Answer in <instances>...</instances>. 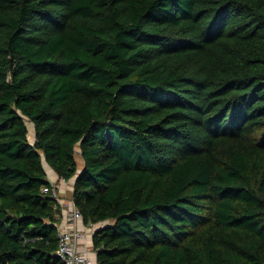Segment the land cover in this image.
I'll use <instances>...</instances> for the list:
<instances>
[{"label": "trees", "instance_id": "1", "mask_svg": "<svg viewBox=\"0 0 264 264\" xmlns=\"http://www.w3.org/2000/svg\"><path fill=\"white\" fill-rule=\"evenodd\" d=\"M43 160L98 264H264V0H0V264H63Z\"/></svg>", "mask_w": 264, "mask_h": 264}, {"label": "built area", "instance_id": "2", "mask_svg": "<svg viewBox=\"0 0 264 264\" xmlns=\"http://www.w3.org/2000/svg\"><path fill=\"white\" fill-rule=\"evenodd\" d=\"M43 193L49 194L58 202L61 209L58 229L57 257L63 264H98L96 252L88 249L84 242L85 226L82 213L77 209L72 198H67L62 189L55 183L43 187ZM87 226V225H86ZM96 225L87 226L95 231Z\"/></svg>", "mask_w": 264, "mask_h": 264}, {"label": "crops", "instance_id": "3", "mask_svg": "<svg viewBox=\"0 0 264 264\" xmlns=\"http://www.w3.org/2000/svg\"><path fill=\"white\" fill-rule=\"evenodd\" d=\"M47 177H48V180L51 182V183H56V181H59L58 180V176L55 174V172L53 170H49L47 172ZM74 182H75V179L72 181L71 185H70V182H66L64 180H60L58 182V185L60 186V188L62 189V192H66V188L69 187L71 188V191L73 192V187H74ZM72 197V193H71V196L70 198ZM68 198V197H67ZM85 226V238H84V242L87 243V246H88V249L91 248V251L93 249V242H92V238H93V231H89L86 224L84 223L83 224ZM97 227V226H95Z\"/></svg>", "mask_w": 264, "mask_h": 264}, {"label": "rangeland", "instance_id": "4", "mask_svg": "<svg viewBox=\"0 0 264 264\" xmlns=\"http://www.w3.org/2000/svg\"><path fill=\"white\" fill-rule=\"evenodd\" d=\"M27 126H28V129H29V140L31 143H34V139H35V132H34V126L32 123L30 122H27ZM76 160H77V164H78V168L79 170H81L83 168V160L81 158V154H80V150L77 149V155H76ZM43 163H44V167L46 169V171L48 172L50 170V167L48 166V164L45 162V160H43ZM75 178L71 179L70 181H67V182H70V185L72 183V181L74 180ZM58 180L60 181V179L58 178ZM59 181H56V185H58V182ZM59 186V185H58ZM60 187V186H59ZM70 187V186H69ZM67 187L66 188V192H64V195L66 197H68L70 199V196H71V188ZM72 198V197H71ZM99 226H102V225H98L97 227L99 228ZM96 227V228H97Z\"/></svg>", "mask_w": 264, "mask_h": 264}, {"label": "water", "instance_id": "5", "mask_svg": "<svg viewBox=\"0 0 264 264\" xmlns=\"http://www.w3.org/2000/svg\"><path fill=\"white\" fill-rule=\"evenodd\" d=\"M51 169V168H50ZM52 170V169H51ZM47 172V171H46Z\"/></svg>", "mask_w": 264, "mask_h": 264}]
</instances>
